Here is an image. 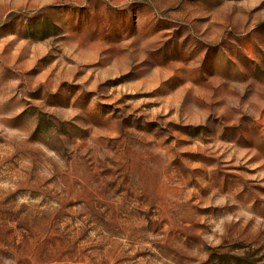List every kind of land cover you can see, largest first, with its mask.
<instances>
[{
  "label": "rangeland",
  "instance_id": "rangeland-1",
  "mask_svg": "<svg viewBox=\"0 0 264 264\" xmlns=\"http://www.w3.org/2000/svg\"><path fill=\"white\" fill-rule=\"evenodd\" d=\"M0 264H264V0H0Z\"/></svg>",
  "mask_w": 264,
  "mask_h": 264
}]
</instances>
